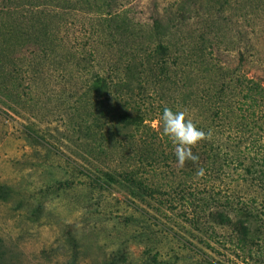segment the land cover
<instances>
[{
	"label": "trees",
	"instance_id": "16d2710c",
	"mask_svg": "<svg viewBox=\"0 0 264 264\" xmlns=\"http://www.w3.org/2000/svg\"><path fill=\"white\" fill-rule=\"evenodd\" d=\"M98 1L0 0V105L11 104L19 111L15 114L21 115L30 105L22 100L26 89L38 88L45 79L43 70L62 60L72 68L63 79L65 84L73 86L75 79L82 82L77 104L89 98L98 100L96 106L107 103L100 105L103 121L94 118L86 129L89 157L108 158L115 144L122 150L129 143L126 168L111 169L94 180L123 185L131 197L140 200L164 194L165 203L171 205L172 197L184 203L189 198L195 207L200 206L188 222L202 244L216 254L220 250L210 244L229 250L242 262L264 264L260 255L264 251V84L233 73L217 59L212 25L223 20V11L213 12L211 4L224 8L230 0H181L174 12L153 21L148 36L144 34L147 37L134 49L136 56L120 61L119 68L108 66L106 73L96 62L93 47L87 54L82 47L69 45V20L84 5ZM244 2L247 11L256 3ZM255 7L251 13L264 12V2ZM95 15L92 35L108 32L114 38L132 32L120 13ZM194 20L199 26L187 29L182 25ZM248 48L247 52L253 46ZM115 68L119 69L116 73ZM126 96L135 98L133 105L126 104ZM146 99L150 101L145 106ZM150 104L156 106V113L150 111ZM165 107L185 111L199 128L212 133L192 148L198 160L186 161L183 167L177 165L174 146L161 132ZM153 119L158 121L156 128L145 123ZM24 135L35 146V125H25ZM110 160H115L112 154ZM161 165L169 166L173 175L184 176L176 188L170 187L173 191L163 189L167 183L155 182ZM201 170L214 176L224 173L229 178L226 189H213L196 198L186 183ZM11 193L13 187L0 185V200Z\"/></svg>",
	"mask_w": 264,
	"mask_h": 264
},
{
	"label": "rangeland",
	"instance_id": "374dc122",
	"mask_svg": "<svg viewBox=\"0 0 264 264\" xmlns=\"http://www.w3.org/2000/svg\"><path fill=\"white\" fill-rule=\"evenodd\" d=\"M180 1L99 0L84 5L69 20V45L85 51L93 47L96 62L105 67L102 73L110 65L119 68L120 61L136 56L134 49L148 36L153 21L174 12ZM241 1L230 0L224 8L211 4L213 12L223 11V20L212 25L216 56L233 73L264 84V12L251 13L264 0H254L249 11L243 8L245 0ZM96 12L122 14L132 32L114 38L108 32L92 35ZM182 25L187 29L199 26L197 20ZM249 45L253 48L247 52ZM61 62L49 66L54 71L43 70L45 79L38 88L26 89L22 100L30 105L21 115L15 114L19 111L11 104L0 105V185L14 188V193L0 200V264H257L242 262L216 244L210 245L219 254L202 244L188 222L199 204L195 207L189 198L184 203L172 197L171 205L165 203L164 194L140 200L131 197L123 185L94 180L111 169L126 168L129 143L122 150L115 144L116 152L108 153V158L89 157L86 129L94 118L103 121L102 104L96 106L98 100L93 98L75 102L76 94L83 92L82 82L75 79L73 86L65 84L63 79L72 68ZM133 100L125 97L127 105H133ZM155 107L148 106L156 113ZM31 123L38 135L35 146L24 135V126ZM145 123L158 126L157 119ZM168 167L161 165L155 177L156 183L168 184L165 191L184 179ZM187 180L196 198L213 189L225 190L229 183L224 173L202 172ZM263 252L257 254L264 256Z\"/></svg>",
	"mask_w": 264,
	"mask_h": 264
},
{
	"label": "clouds",
	"instance_id": "9594fccd",
	"mask_svg": "<svg viewBox=\"0 0 264 264\" xmlns=\"http://www.w3.org/2000/svg\"><path fill=\"white\" fill-rule=\"evenodd\" d=\"M160 128L162 134L174 146V155L179 167H183L186 161L198 160L192 148L212 135L211 130L205 132L199 128L185 111L169 107H165L160 115ZM197 174H202V170Z\"/></svg>",
	"mask_w": 264,
	"mask_h": 264
}]
</instances>
